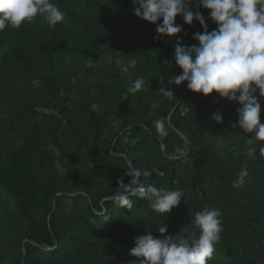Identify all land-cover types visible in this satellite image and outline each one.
Wrapping results in <instances>:
<instances>
[{
  "label": "trees",
  "instance_id": "1",
  "mask_svg": "<svg viewBox=\"0 0 264 264\" xmlns=\"http://www.w3.org/2000/svg\"><path fill=\"white\" fill-rule=\"evenodd\" d=\"M52 2L64 12L55 27L37 18L0 31V264H140L134 238H165L161 223L175 242L198 235L191 221L205 208H218L223 223L208 264H264V159L246 155L248 134L233 127L240 105L186 83L171 86L172 100L158 92L182 72L177 40L198 44L203 26L178 16L179 37L156 39L133 0ZM192 10L217 27L209 10ZM140 77L148 91L130 93ZM129 163L151 173L145 186L185 190L180 205L167 216L138 196L131 210L105 199L121 178L130 183Z\"/></svg>",
  "mask_w": 264,
  "mask_h": 264
},
{
  "label": "clouds",
  "instance_id": "2",
  "mask_svg": "<svg viewBox=\"0 0 264 264\" xmlns=\"http://www.w3.org/2000/svg\"><path fill=\"white\" fill-rule=\"evenodd\" d=\"M138 7L134 13L138 18L156 25V39L160 36L179 37L183 28L176 23L182 17L187 25L194 21L203 26L202 32L193 34L198 44L185 45L178 39L174 48L175 63L182 72L168 80L170 87H160L158 92L172 100L175 94L172 85L187 88L205 97L214 93L229 101L238 102L237 125L248 134L246 155L254 157L258 151L264 159V123H261L262 107L259 97L264 98V0H133ZM202 7L209 10V18L217 25L209 31L205 17L197 10ZM40 18L50 27L64 20V12L52 0H0V31L6 28L19 29ZM162 19V23H158ZM132 60L125 71L134 68ZM87 67H93L91 58ZM128 91L132 94L148 91L144 78L132 82ZM212 119L223 122L222 113L217 111ZM157 130L164 126L163 119L156 122ZM251 134V135H250ZM125 175L130 183L121 178L119 188L105 199L111 200L120 208L131 210L133 200L138 196L149 202L154 213L167 216L178 207L186 193L183 189H169L147 186L140 178H148L151 173L129 163ZM249 173L242 167L233 187L240 188ZM198 229L190 237L175 242L166 236L168 228L161 223L158 232L165 238L154 237L151 232L134 238V247L130 255L139 258L140 264H208L216 251V245L223 231L222 212L218 208H205L195 214L191 221ZM184 232V229L182 230Z\"/></svg>",
  "mask_w": 264,
  "mask_h": 264
},
{
  "label": "built area",
  "instance_id": "3",
  "mask_svg": "<svg viewBox=\"0 0 264 264\" xmlns=\"http://www.w3.org/2000/svg\"><path fill=\"white\" fill-rule=\"evenodd\" d=\"M39 111H41L43 113H49L48 111H45V110H39ZM187 111H188V108L186 106L181 107V113L182 114H185Z\"/></svg>",
  "mask_w": 264,
  "mask_h": 264
},
{
  "label": "rangeland",
  "instance_id": "4",
  "mask_svg": "<svg viewBox=\"0 0 264 264\" xmlns=\"http://www.w3.org/2000/svg\"><path fill=\"white\" fill-rule=\"evenodd\" d=\"M104 60H105V56H104Z\"/></svg>",
  "mask_w": 264,
  "mask_h": 264
}]
</instances>
